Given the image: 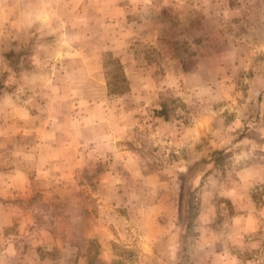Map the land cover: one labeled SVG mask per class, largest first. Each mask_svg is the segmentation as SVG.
Wrapping results in <instances>:
<instances>
[{"label":"rangeland","instance_id":"374dc122","mask_svg":"<svg viewBox=\"0 0 264 264\" xmlns=\"http://www.w3.org/2000/svg\"><path fill=\"white\" fill-rule=\"evenodd\" d=\"M121 2L1 41L0 264H264V0Z\"/></svg>","mask_w":264,"mask_h":264},{"label":"crops","instance_id":"0c3cea01","mask_svg":"<svg viewBox=\"0 0 264 264\" xmlns=\"http://www.w3.org/2000/svg\"><path fill=\"white\" fill-rule=\"evenodd\" d=\"M84 0H0V46H2L1 41L5 42V47H8L6 44V40L4 41V37H9L10 39L16 40L17 42L24 43L29 40L31 35L33 34V29L35 27H48L52 28L53 23H56L58 20L64 22V19L67 20L68 18H80L82 20L87 19L89 16V10L90 7H99L95 8L103 16H106V19L119 21L120 19H125L126 15L132 13L129 12V9L127 10L128 5H126L125 2H121V0H87L86 2H83ZM108 2V3H107ZM58 5H57V4ZM94 4V5H91ZM133 6V5H132ZM135 8H137L136 4L134 5ZM96 12V13H97ZM95 13V16L98 18V15ZM101 17V16H99ZM70 19V20H71ZM73 21V20H72ZM80 21V20H75ZM67 23V22H66ZM128 26L134 27L136 25V21H132L127 23ZM114 41H111L106 48H111V46L114 44ZM69 46L72 47V45L69 43ZM96 46V45H95ZM129 42L121 43V48L125 49L126 57H123V61H126L128 64L131 62L132 56H130L126 50L128 49ZM3 47V46H2ZM61 47H64V45ZM96 49L103 53L105 46L101 43V45L98 47L96 46ZM135 62V61H134ZM98 64V62H97ZM98 66V65H97ZM134 71L133 69L130 70V74L128 75V78L132 81L131 78ZM138 77V76H137ZM142 81H150L149 77H142L139 78ZM102 82V81H101ZM142 88H146V85H141ZM54 127V126H53ZM78 127V126H76ZM81 129V128H80ZM57 128L53 129V133L55 136ZM51 131V130H50ZM47 133V132H46ZM50 137H54L51 134L48 133ZM56 137V136H55ZM81 140L72 139L71 143L72 146L80 145L82 142ZM42 141L39 142L41 144ZM49 145H52L53 153H50L49 155H52L53 157H60V141L55 140L54 138H50L48 141ZM59 143V144H56ZM44 144V143H43ZM47 144V142H46ZM66 145L71 146L70 141H67L65 143ZM57 146V147H56ZM57 148V149H56ZM48 154V153H47ZM59 162L62 161L61 158L57 159ZM60 164V163H59ZM43 175H46L48 173L47 169H42ZM21 175H23V172L16 171L17 178H21ZM14 189H16L13 186ZM89 237H96L99 242L102 244L106 243L105 234L101 233V230L97 227L95 229V233L88 234ZM66 249L63 250V253H61L62 256H66ZM76 255L79 256V259L82 258L86 260L88 257L91 258L92 254L80 252L76 253ZM97 258H101L103 260L104 264H111L110 262L116 257L113 255L112 252L109 251L108 247L105 249H100L97 254H95ZM107 257V260H104V258ZM33 264H42L41 262H34Z\"/></svg>","mask_w":264,"mask_h":264},{"label":"trees","instance_id":"16d2710c","mask_svg":"<svg viewBox=\"0 0 264 264\" xmlns=\"http://www.w3.org/2000/svg\"><path fill=\"white\" fill-rule=\"evenodd\" d=\"M1 80V79H0ZM4 88H5V84H4V82H1L0 81V95H1V93H3L4 92ZM199 165V162H196V163H194L193 165H191L190 167H189V169H188V174H187V176H191L192 175V173H193V170L197 167Z\"/></svg>","mask_w":264,"mask_h":264}]
</instances>
